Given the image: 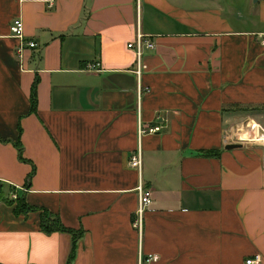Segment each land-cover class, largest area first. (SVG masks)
Returning a JSON list of instances; mask_svg holds the SVG:
<instances>
[{
	"label": "crops",
	"instance_id": "obj_1",
	"mask_svg": "<svg viewBox=\"0 0 264 264\" xmlns=\"http://www.w3.org/2000/svg\"><path fill=\"white\" fill-rule=\"evenodd\" d=\"M16 19L38 44L21 58ZM263 39L264 0H0V264H264V148L226 150L264 127Z\"/></svg>",
	"mask_w": 264,
	"mask_h": 264
},
{
	"label": "built area",
	"instance_id": "obj_2",
	"mask_svg": "<svg viewBox=\"0 0 264 264\" xmlns=\"http://www.w3.org/2000/svg\"><path fill=\"white\" fill-rule=\"evenodd\" d=\"M11 34L14 38L18 39L20 44L17 48V55L21 58L23 57V53L29 50H36L38 48V44L33 40H27L24 30V23L21 19H16L12 22L10 26ZM262 44L264 45V39L262 40ZM128 48L135 53L136 56V64L133 70V73L136 75L137 79L140 80L142 75L147 69L146 64L144 63V56L147 52L153 51L156 48L155 42L153 39L144 35L142 32H138L136 40L128 45ZM90 71L96 72L100 71V64L96 63L89 68ZM145 89L139 86V95H141ZM140 98V97H139ZM245 128L241 130H236L226 140V143H234L239 145H247L253 144L257 146H261L264 148V127L258 123L247 122L244 125ZM161 130L158 126L153 127H141L139 133L141 136L155 134ZM142 166L141 153L137 152L132 156L130 161V167L140 170ZM139 202L138 207L135 211L133 218V228L140 234H143L144 225H145V213L147 208L152 203V189L145 188L143 185L138 186L137 188ZM13 200L17 199V195L12 196ZM157 256H150L147 261L156 260ZM246 264H261V258L255 257L254 259H250L246 261Z\"/></svg>",
	"mask_w": 264,
	"mask_h": 264
},
{
	"label": "trees",
	"instance_id": "obj_3",
	"mask_svg": "<svg viewBox=\"0 0 264 264\" xmlns=\"http://www.w3.org/2000/svg\"><path fill=\"white\" fill-rule=\"evenodd\" d=\"M35 103H36V84L34 85V87L32 89V106H33V109L35 107ZM16 146H17L18 151H19L20 159L24 161V159L22 158L23 147L21 146V144L19 142L16 143ZM0 194H1V192H0ZM8 202H9V204L16 206V209H15L16 214H28L30 212L36 211L34 208L28 206L20 197H17L16 200L11 199ZM41 229L47 234H51V233L56 232V231L69 232V230L65 229L60 224L59 220H53L52 218H50V219L47 218V220H44L42 222ZM77 238H78V236L76 235L75 240H77Z\"/></svg>",
	"mask_w": 264,
	"mask_h": 264
},
{
	"label": "water",
	"instance_id": "obj_4",
	"mask_svg": "<svg viewBox=\"0 0 264 264\" xmlns=\"http://www.w3.org/2000/svg\"><path fill=\"white\" fill-rule=\"evenodd\" d=\"M242 145H239V144H232V145H229L226 147V150H233V149H239L241 148Z\"/></svg>",
	"mask_w": 264,
	"mask_h": 264
},
{
	"label": "rangeland",
	"instance_id": "obj_5",
	"mask_svg": "<svg viewBox=\"0 0 264 264\" xmlns=\"http://www.w3.org/2000/svg\"><path fill=\"white\" fill-rule=\"evenodd\" d=\"M10 194H11V191L9 192V190H8V192H6V195L5 196H7V198L9 199L10 198ZM1 200H4V199L1 198ZM4 202H5V200H4ZM4 202L3 201H0V204H4Z\"/></svg>",
	"mask_w": 264,
	"mask_h": 264
}]
</instances>
